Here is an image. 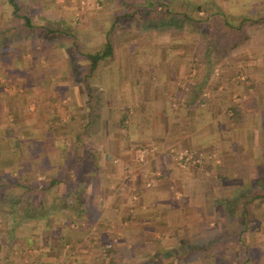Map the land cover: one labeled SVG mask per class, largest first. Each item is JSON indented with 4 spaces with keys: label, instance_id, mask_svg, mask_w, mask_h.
I'll return each instance as SVG.
<instances>
[{
    "label": "rangeland",
    "instance_id": "374dc122",
    "mask_svg": "<svg viewBox=\"0 0 264 264\" xmlns=\"http://www.w3.org/2000/svg\"><path fill=\"white\" fill-rule=\"evenodd\" d=\"M186 1L192 2L194 5L200 4L201 11L196 15L201 16L202 19L205 16V18L208 17L209 22L206 25L204 22L190 23V25L188 22H184L179 27V23L177 24L176 21L174 22L176 27L172 24L152 26L155 20L169 17L168 14L164 15L165 6L159 4L151 11L160 9V14L157 13L152 18H138L139 20L136 22L121 20L114 26L113 15L120 12L123 6V2L119 0H55L54 5L48 3V0H16L19 10L15 15L12 14L11 7L6 1L0 0V22L8 21L9 23L6 25L9 27L7 31L0 30L2 34L6 33L5 40L1 38L2 34L0 35V52H2L0 55L7 58L11 55L13 57V53L10 55L11 52L8 54V51L6 55L2 54L6 47L14 50L17 48L18 55L14 53V56H25L24 63L13 57L11 60V64L14 65L12 70L19 68L22 71L23 69L25 84L33 83L34 89L40 85L36 89L40 92H35L36 90L23 91V104L27 107L33 106L31 98L34 99V97L47 99L49 107H44L41 112L38 111L46 116L40 128L45 131L46 126H49L50 131L59 135L61 133L60 136L64 132L65 138L68 137V143L58 142L63 144V146L60 145V148L73 147L75 153L82 156V163L78 165L80 170H86L89 165L93 164L91 161L93 160L92 151L95 148L100 146L101 149L114 151L122 143H127L129 158L136 160L137 154H145L146 160H143L145 162L143 168L152 171L158 164V156L150 151L143 153V149L148 148L150 142L153 143L152 140H148L152 138L151 135L156 138L163 131V121L166 118L176 122L177 125L171 123L169 127L176 126L182 132L181 126L178 124H183L184 132L188 131L185 133L188 140L183 147H178L182 152L179 155H188L187 160L177 166L181 167L182 165L181 169L190 175L200 177L205 170L202 177L207 178V173L215 171L214 160L219 158L225 148L234 151L239 147H241L240 149L244 148L240 142L242 131L248 134L250 131L254 135L253 138L258 141L256 147L252 146V148L259 149L261 147L264 153V24L247 25L245 41L241 45H236L232 50L229 48L224 50L228 45L223 41L224 37L221 33H224V29L227 31L229 29L225 27L221 16L210 18L206 11L214 10L212 7L215 2L223 10L229 9V15L235 17L233 19L239 20L242 16L246 17L245 15L264 14V0H253V2L250 0L252 3L242 2L243 0ZM62 2L65 3L61 4ZM147 3L148 0L144 4ZM69 4L75 7L64 9L62 6L69 7ZM172 4L173 2L170 3L171 7ZM80 5L83 9L80 8ZM19 15L22 17H18ZM23 17L28 19L29 28L24 25ZM173 18L180 20L181 16L172 13L170 19ZM209 23L210 25H208ZM19 36L32 40V42L29 41L30 44L22 48L21 41L14 42L21 40ZM204 37L206 41L203 40ZM106 40L110 42L109 58L100 61L92 75H88L86 54L100 51ZM237 40L238 38L235 41ZM19 43L21 44L19 45ZM193 47L194 49L196 47V50H193ZM194 51L197 54L196 57L199 56L201 61L194 62ZM16 61L19 62L15 64ZM34 66L36 67L35 73L38 75L35 76L36 78L29 71ZM48 74H50V82L41 77ZM49 83L50 92L47 91ZM215 83H218L217 88L210 90V87ZM88 86L91 87V96H87L86 93ZM200 94L202 98L208 97L209 99L197 103ZM10 96L18 98V93ZM185 100L195 101L186 108L187 106L183 105ZM235 102H238L244 110L243 119L236 127L230 128L224 118L225 108ZM33 103L35 107L38 105L36 102ZM122 105L136 109L127 113L125 121L127 127L119 129L115 125L116 109ZM180 106H184L182 110L179 109ZM33 113L35 116H39L35 114V108ZM47 113L50 115V119L47 118L49 116ZM89 114L92 115V125L87 129H82L81 125ZM210 120L212 123L207 125ZM53 123L56 124L50 127V124ZM76 133L80 140L77 144L74 143ZM126 134H129L132 140H126ZM110 138L113 141H109ZM218 138L222 141H220L221 143L218 142ZM206 140H215V143H211V146L208 147L207 143L203 144V141ZM36 145L38 148L41 142H29V151L31 152ZM56 149L51 138L50 150L55 151ZM70 150L67 158L71 154ZM109 154L113 156V154ZM33 155L36 160H39L38 152L37 156L35 153ZM120 157L115 158L107 155V157L102 156V159L108 160L110 165L112 163L115 166L120 160H126V157ZM206 158L209 159V163ZM114 159H118V162L114 163ZM251 160L257 161V167L255 162L250 167L236 166L234 173H226L228 178L229 174L232 177L234 174L237 179L239 177L250 179L252 185L254 182L264 183V157L262 165H259L257 159ZM140 164L142 165V161ZM136 166L139 167V164L137 163ZM139 170L142 173V169ZM60 175L63 179L65 178L63 172ZM17 177L11 172L3 173L0 175V183L5 185L2 190L6 197L12 199L14 197L22 201V195L17 193L18 189L8 185ZM18 179L21 178L18 177ZM48 179L50 180V175L41 181H48ZM114 179L117 180L116 177ZM205 181L199 182L198 189H194L195 185H191L189 182H186L188 184L184 186L187 193L192 194V198H195L198 204L203 200L201 197L203 192L205 199L210 195L207 192L209 189L207 191L206 188L204 189L203 184L207 183ZM211 186L212 183H210ZM184 189L182 188V190ZM10 190L13 194L9 193ZM215 190L212 193L219 196V192H215ZM237 191L233 190V192ZM256 191L258 190L256 189ZM195 192H197L196 196ZM48 193L50 192L48 191L46 194ZM245 193V196H249L255 193V189H247ZM40 195L41 193L35 189L29 191L31 198H37ZM1 206H7V204H1ZM76 207V204H73V208ZM197 207H199L200 214H207L211 211H207L209 208L207 205H198ZM221 225L220 231L217 229L218 231L215 230L214 233L218 237L213 240L199 239L198 245L203 248L213 245L215 252H223L224 235L227 234L221 231ZM205 226L208 224L202 217L200 227L204 229ZM218 227L216 225V228ZM184 241L189 242L187 239ZM187 243L184 244L187 245ZM220 254L216 253V255ZM224 254L226 255L225 252ZM184 257L186 256L184 255L182 258L184 263L186 260L190 261L195 258L192 254ZM210 260L209 262L214 263L213 258ZM220 260L222 261L221 258ZM201 261H199L201 264L206 263ZM221 261L218 264H222Z\"/></svg>",
    "mask_w": 264,
    "mask_h": 264
},
{
    "label": "crops",
    "instance_id": "0c3cea01",
    "mask_svg": "<svg viewBox=\"0 0 264 264\" xmlns=\"http://www.w3.org/2000/svg\"><path fill=\"white\" fill-rule=\"evenodd\" d=\"M49 2L54 5L55 0ZM69 5L62 6L64 9L75 7ZM7 24L8 21L0 22V30L7 31ZM19 37L21 40L14 42L21 41L22 48L32 42ZM1 38L5 40L6 33ZM13 57L24 63L25 56ZM13 57L0 55V175L11 172L21 178L22 186L14 187L23 199H7L18 205V211L13 213L0 208V264H109L110 259L102 254L105 246L114 249L113 264H201L196 255L200 251L198 241L218 237L214 233L220 229V224L221 231L227 234L222 245L226 253L224 259L229 260H220L222 264H264V183L254 182L252 185L250 179H237L234 174L233 177L229 174L228 178L226 174L232 173L236 166L250 167L255 162L257 167V161L251 159L259 160V165H262L263 150L255 148L258 141L250 131V134L242 131L240 142L244 148L223 150L214 160L215 171L207 173V178L202 177L205 170L199 177L183 171L182 165L177 166L187 160L188 155H179L182 152L178 147H183L188 140L185 135L188 131L184 132L183 124H178L182 129L180 132L176 122L166 118L163 131L156 138L151 135L154 138L148 140L153 143L143 149V153L150 151L158 156V164L152 171L143 168L145 154H137L136 160L129 158L128 144L122 143L114 151L101 149L100 146L91 150L93 164L89 165V169L81 170L79 178H76L73 169L63 179L60 175L62 161L67 158L69 150L67 146L60 148L63 144L58 142L66 143L68 137L65 138L64 132L60 136L61 133L50 131L49 126L45 131L40 128L46 118L40 114L41 109L50 105L47 99L34 97L35 100L31 98L33 106L23 104V91L32 92L40 85L34 89L33 83L25 84L24 70H12ZM29 71L33 77L38 76L35 66ZM41 77L50 80V74ZM47 91L50 92V83ZM14 93H18V98L10 96ZM33 102L38 105L35 107ZM34 108L39 116L34 115ZM47 118L50 119V115ZM171 123L176 126L169 127ZM51 138L57 148L55 151L50 150ZM131 138L129 134L125 136L126 140ZM32 141L41 142V145L38 148L36 145L30 152L29 142ZM109 141H113L112 138ZM204 143L209 147L215 140ZM37 152L39 160L33 155L37 156ZM109 153L115 158L126 157V160L118 162L114 159V163H118L110 165L108 160L102 159L107 155L113 157ZM49 175L59 180L52 187L49 186V179L41 181ZM202 178L207 182L203 184L204 189H209L207 192L210 195L205 199L203 192V200L198 204L184 186L189 182L195 185L194 189H198L199 182H204ZM28 188H45L50 193L45 197L31 198ZM251 188L255 189V193L245 196L246 190ZM214 190L219 192V196L212 193ZM194 194L196 196L197 192ZM73 204L77 208H73ZM198 205H207L211 214H200ZM202 217L208 224L205 230L200 227ZM216 225L219 227L216 228ZM185 239L189 240L187 245L182 243ZM205 251L210 256L209 260L211 257L216 259L215 254L219 253L215 252L213 245L206 247ZM185 252L195 258L184 263L182 253ZM209 260L203 264H214Z\"/></svg>",
    "mask_w": 264,
    "mask_h": 264
},
{
    "label": "trees",
    "instance_id": "16d2710c",
    "mask_svg": "<svg viewBox=\"0 0 264 264\" xmlns=\"http://www.w3.org/2000/svg\"><path fill=\"white\" fill-rule=\"evenodd\" d=\"M5 1L11 7L12 14H14V15L17 14V11L19 10V5L17 4L16 0H5ZM119 1L123 2V6L120 9V12L114 13V15H113L114 17L112 18V21H113L114 26L116 24H118L121 20H131V21L134 20L136 22L137 20H139L138 18H142V19L145 17L152 18L153 15H156L157 13L160 14V12H161L160 9L157 11H151L152 8H157L158 4L165 6L166 9L163 11L164 15L168 14L169 17L165 18V17H163L164 15L161 16L163 18H159V19L155 20V23L152 24V26L158 27L161 25L162 26L163 25H170V24L174 25V22H176V21H177V24L179 23L178 24L179 27H181L182 23H184V22H188V25H190V23L197 24V23H203V22L206 25L209 22L208 17L205 18L206 17L205 16V17H203L204 19H202L201 16L196 15L198 12L201 11L200 4L197 3L196 5H194L192 2L189 3L186 0H166L167 1L166 3L163 2L165 0H161V1H159V0H148V3L146 5L144 4L146 2V0H136V1L135 0H129V1L119 0ZM139 1H141V2H139ZM246 1L250 2V0H243L242 2H246ZM251 1L253 2V0H251ZM172 2L175 5L174 7H173V4H172V7L170 5V3H172ZM252 2H250V3H252ZM212 4H213V2H212ZM250 7H253V6L250 5ZM212 8L214 10H210V11L206 10L208 12V16L210 15V18L214 17V16L216 17L218 15L221 16L222 22L224 23L225 27H227L229 29V31L224 29L223 30L224 33L223 32L221 33L222 36L224 37L223 41H225L228 45L227 47L224 48V50H226V48L227 49L229 48V50L230 49L232 50V49H234V47L236 45H238V44L241 45L245 41V39H246L245 27L247 25H263L264 24V14H257L256 16L255 15L250 16V15L243 14L246 17L242 16L241 19L237 20V19H233L235 17H233V16L231 17L229 15V12H230L229 9H227L228 12L225 11L219 5H217L215 2L213 4ZM172 13L179 14L181 16V19L180 20L174 19V18L170 19V15ZM247 16H250V17H247ZM18 17H22V16L19 15ZM23 18L25 20L24 25L29 28L30 24L28 22V19L26 17H23ZM208 25H210V23ZM237 38H238V40L235 41ZM203 40L206 41V38L204 37ZM193 50H196V47H195V49L193 47ZM7 51H8V54H9V52H11L10 55L12 53H13V56H14V53L16 55H18L17 48L14 50L13 48H7V47L5 49V53L2 55H6ZM109 55H110V42L108 40H106L103 43L100 51H94L91 53H87L85 58L88 61V66H87L88 67V75L89 74L92 75L93 70L95 69L97 64L100 61L109 58ZM196 56H197V54L194 51L193 60H194V62H199V60H200L199 56H198V58ZM210 72H211V69L209 71V74H210ZM188 81H190V80H188ZM189 86H191V85L189 84ZM217 86H218V83H215L214 85H212L210 87V90H215L217 88ZM86 93H87V96H91L90 95L91 87H89V86L87 87ZM207 98L208 97L202 98L201 94H200L199 98L197 100V103H199V102L202 103L203 101L207 100ZM194 101L185 100L183 105L187 106L186 108H188L189 104L191 102L193 103ZM184 106H180L179 109L182 110ZM135 109L136 108H134V107H127L124 105L118 107L116 109V120H115L116 124L115 125L118 126L119 129L126 128L127 126L125 124V121H126L127 113L132 111V110L135 111ZM243 112H244V110L240 107V104L238 102L231 103L230 105L226 106L224 118L226 120V123L228 124V127L234 128L238 124H240L242 119H243L242 118ZM209 117H210V115H209ZM209 117H207L208 120H209ZM91 123H92V115L89 114L88 117L85 119V122H83L81 125L82 129L83 128L87 129L89 126L92 125ZM86 132L89 133V131H86ZM74 141L73 142L76 144L78 141H80L78 139L77 133L74 136ZM75 146L78 147V145H75ZM68 150H70L71 154H70L69 158L62 161L63 175H65V177H66L69 174L68 171H71L74 169L76 171V178H79V176L81 175V173H80L81 170L79 169L78 165L82 163V156L78 153H75L76 151L73 149V147L69 148V146H68ZM58 181H59L58 178L53 177V176L50 177V180H49L50 185L49 186L52 187V185L56 184ZM21 183H22L21 180L18 179V177H17V179H15L14 181H11L10 184H8V185H10V186H15V185L22 186ZM4 187H5V185L0 183V206H1V204L4 205V203H9V204H7V206H1V209L4 208L7 211H9L10 213L15 212V210L18 211L17 210L18 205L16 204V202L15 201L13 202L12 200H7L8 197H6V195H4V192L2 190ZM48 188H50V187H48ZM28 190L32 191L33 188H28ZM47 190H49V189L42 188V189H38L37 191H39L41 193L40 197H43V196H46ZM9 193L13 194V192L11 190ZM6 194H8V192H6ZM182 243H186V242L183 240ZM198 249L200 251H197L198 254H196V255H197L199 261L202 260L201 262H207L209 260L210 256H208L209 254L207 253V251H205L206 248L198 246ZM113 252H114V249L110 246H105L103 248L102 254L106 258L110 259L109 264L114 263V261L112 260ZM219 253H221V254L220 255L215 254V258H217V259L212 260V261H214V264H218L220 262V258L222 260L227 261L226 259H224L225 258L224 252H219ZM184 255L187 257V255L189 256V253L185 252ZM219 256H221V257H219ZM186 257H184V258H186ZM211 258H213V257H211ZM209 261H211V260H209ZM227 262H229V261H227Z\"/></svg>",
    "mask_w": 264,
    "mask_h": 264
}]
</instances>
